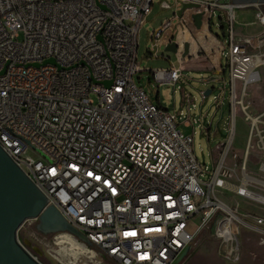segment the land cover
<instances>
[{
  "label": "built area",
  "instance_id": "obj_1",
  "mask_svg": "<svg viewBox=\"0 0 264 264\" xmlns=\"http://www.w3.org/2000/svg\"><path fill=\"white\" fill-rule=\"evenodd\" d=\"M187 2L198 6L178 16L180 58L182 43L191 45L184 33L196 29L193 14L209 24L219 8L228 24L221 51L230 118L227 136L211 149L207 180L176 113L153 103L133 79L140 72L138 30L153 0H0V145L48 204L118 264H173L205 232L222 260L234 264L241 257L239 227L264 239V109L251 114L253 103L244 99L261 79L258 68L264 70V12L255 13L259 33L237 37L238 6L229 0L174 6ZM168 25L152 33L154 44ZM47 58L55 62L42 64ZM152 76L158 85L174 84L181 69ZM214 102L221 106L216 96ZM238 112L248 123L240 152L233 148ZM179 114L184 126L197 121ZM205 131L210 135V126ZM36 222H22L20 242L22 230L35 238Z\"/></svg>",
  "mask_w": 264,
  "mask_h": 264
},
{
  "label": "rangeland",
  "instance_id": "obj_2",
  "mask_svg": "<svg viewBox=\"0 0 264 264\" xmlns=\"http://www.w3.org/2000/svg\"><path fill=\"white\" fill-rule=\"evenodd\" d=\"M162 1H166L171 7L161 8L160 3ZM176 10L174 0H153L151 10L141 21L138 30L137 57L140 72L136 73L133 79L136 85L146 92L153 103L160 104L171 113H176L178 129L193 137L194 156L206 169L201 179L207 180L212 170L211 149L227 136L226 127L230 118L229 70L226 57L223 54L221 58L222 69L218 73L184 71L174 84L163 83L158 85V82L152 76V71L179 66L177 55L174 52L164 50L165 45L174 39L176 26L179 22ZM239 11L243 12L244 9L236 8L235 22L247 20L248 17L245 13L242 14ZM167 20H170V25L161 31V34L156 39L157 48L152 51V33L159 29ZM209 26L210 31L214 35L219 37L227 35L228 24L225 18V11L219 8L212 10ZM238 27L242 29L243 33H249V31L253 30L251 26H244L242 23ZM183 36L193 43L195 41L194 36H197L196 29L192 28L191 35L186 31ZM240 36L242 35L237 34V37ZM192 49H195L194 44ZM261 49H264V45ZM147 50H150V52H146ZM258 69L261 79L255 84L248 86L247 95L244 97L245 100L253 103V106L249 109L251 114L264 109V70L262 67ZM206 89H211L212 91L202 98L201 92ZM188 95H191L192 98L190 102L184 101V96ZM214 96L222 101L221 106H217L214 102ZM180 111L184 115L189 112L190 118L197 121L192 123V126H184L182 123L183 115L179 114ZM234 125L233 148L240 152L245 145L248 123L244 120L243 115L238 112ZM207 126H210V135L205 131ZM220 196L223 197L224 195ZM239 200L242 201L241 199ZM37 232L35 233V238H33L22 230L19 232V239L21 241L24 238L28 239L32 247L36 246L41 250V254L38 255L33 251L32 247H28L33 255H37V259L42 264H118L110 258L103 257L92 246L84 245L86 251L81 252L71 247L67 242L60 241L59 233L42 234ZM239 237L242 242L241 257L239 262L234 264H264V239L242 227H239ZM218 250V243L213 238L212 233L205 232L201 241L178 264H233L223 261L218 254Z\"/></svg>",
  "mask_w": 264,
  "mask_h": 264
},
{
  "label": "water",
  "instance_id": "obj_3",
  "mask_svg": "<svg viewBox=\"0 0 264 264\" xmlns=\"http://www.w3.org/2000/svg\"><path fill=\"white\" fill-rule=\"evenodd\" d=\"M229 1L238 7L260 8L264 5V0ZM197 6L198 4L194 2L182 3L176 10V15L180 16L185 9ZM201 17L200 13L192 15L196 28L202 25ZM97 38L101 39L100 35ZM152 44V51H155L156 44ZM164 50L178 55V42L172 39L165 45ZM146 52H150V50ZM189 54L190 43L185 41L182 43L180 56L184 58ZM54 62L53 58H47L42 64ZM34 65L38 66L37 63ZM3 71L4 69L1 73ZM103 84L109 86L111 80H105ZM210 92L211 89H206L204 94L207 95ZM27 218H37L35 228L42 234L66 232L84 245L92 246L83 232L71 225L55 206L48 204L46 196L0 145V264H42L26 249V247H32L30 241L24 238L20 242L17 238V230ZM32 249L36 254H41L38 247L35 246ZM187 252L188 249L182 251L173 264H178Z\"/></svg>",
  "mask_w": 264,
  "mask_h": 264
},
{
  "label": "crops",
  "instance_id": "obj_4",
  "mask_svg": "<svg viewBox=\"0 0 264 264\" xmlns=\"http://www.w3.org/2000/svg\"><path fill=\"white\" fill-rule=\"evenodd\" d=\"M244 9L242 14L248 17L247 20H243L242 22H235V28L238 35H250L254 36L260 32L261 27L259 23L255 20V13L259 9L257 7H240ZM236 14V9H235ZM244 26H251L253 30L249 31V33H243L242 29L238 27L239 24ZM197 36L195 41L190 45V54L184 58H180L177 55L179 66L181 69V75L184 71H210L214 73H218L222 69L221 58V42L224 37H219L214 35L210 31L209 24H202L199 28H196ZM193 44L195 45V49H192ZM264 51V49H261Z\"/></svg>",
  "mask_w": 264,
  "mask_h": 264
},
{
  "label": "bare ground",
  "instance_id": "obj_5",
  "mask_svg": "<svg viewBox=\"0 0 264 264\" xmlns=\"http://www.w3.org/2000/svg\"><path fill=\"white\" fill-rule=\"evenodd\" d=\"M58 237L60 238V241L67 242L71 247L76 248V249H78L81 252L86 251L84 244L79 242V241H77L69 233L59 232Z\"/></svg>",
  "mask_w": 264,
  "mask_h": 264
},
{
  "label": "trees",
  "instance_id": "obj_6",
  "mask_svg": "<svg viewBox=\"0 0 264 264\" xmlns=\"http://www.w3.org/2000/svg\"><path fill=\"white\" fill-rule=\"evenodd\" d=\"M260 8H261V10L264 12V5H262Z\"/></svg>",
  "mask_w": 264,
  "mask_h": 264
}]
</instances>
